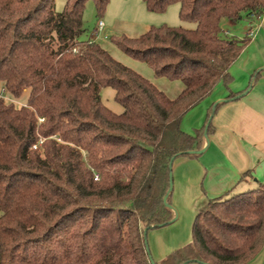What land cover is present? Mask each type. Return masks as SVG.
Returning <instances> with one entry per match:
<instances>
[{
  "label": "trees",
  "instance_id": "obj_1",
  "mask_svg": "<svg viewBox=\"0 0 264 264\" xmlns=\"http://www.w3.org/2000/svg\"><path fill=\"white\" fill-rule=\"evenodd\" d=\"M88 1L68 0L57 13L54 0H0V264H151L148 234L174 223L163 202L169 162L201 156L190 152L205 146L214 104L192 134L182 119L219 83L228 89L229 69L250 42L223 37L220 22L264 14V0H142L154 14L178 5L180 21L195 25L110 37L155 77L182 83L172 100L83 38ZM92 1L100 21L110 0ZM105 88L121 114L102 103ZM242 95L229 94L213 118ZM263 246L257 182L209 200L191 242L154 264H248Z\"/></svg>",
  "mask_w": 264,
  "mask_h": 264
},
{
  "label": "crops",
  "instance_id": "obj_2",
  "mask_svg": "<svg viewBox=\"0 0 264 264\" xmlns=\"http://www.w3.org/2000/svg\"><path fill=\"white\" fill-rule=\"evenodd\" d=\"M172 12H179V6ZM156 16L158 14L146 10L142 0H110L106 10V19L102 20L104 25L102 37L98 36L95 42L113 59L115 58L114 60L134 70L136 69L134 67H137L136 63L120 56L104 41L106 34L137 38L146 33L152 25L160 23L157 22L159 17ZM239 22L221 20L222 36L229 39L235 38L233 31ZM243 29L241 36L246 37V27ZM255 29L249 44L229 69L231 77L229 88L219 83L206 100L194 107V109L200 108L197 109V119L201 128L211 105L226 100L229 94L246 91L240 96L241 98L238 97L239 99L232 100L218 109L212 120L213 132L208 137L209 145L199 158H178L173 162L174 196L171 199V206L179 214L175 222L187 207H191V212L197 214L211 199L225 196L228 193L244 192L257 185V181L253 180L252 169L257 162L264 160V14L255 22ZM134 71L140 73V70L139 72ZM255 74L258 76L254 77ZM148 81L151 82V80ZM156 85L172 100L183 90L181 82L168 85L166 88L168 94L163 83L161 86ZM114 98L115 91L111 88L101 91L104 106L115 114H121L123 109ZM189 112L182 119L180 127L183 132L192 134L194 131L182 128V123ZM246 173H249L248 176L242 179ZM175 222L165 231H161L164 237H161L159 232H150L147 236V242H151L153 247L156 262L162 261L171 252L191 242L189 231L192 227V220L183 226L185 228L184 240L179 244L171 245L172 242L179 241L178 238L183 235L180 230L176 232V229H173L177 225V228L182 226L180 222L174 225ZM151 236L152 240H150ZM148 248L150 251L149 245ZM248 264H264V246L254 260Z\"/></svg>",
  "mask_w": 264,
  "mask_h": 264
},
{
  "label": "rangeland",
  "instance_id": "obj_3",
  "mask_svg": "<svg viewBox=\"0 0 264 264\" xmlns=\"http://www.w3.org/2000/svg\"><path fill=\"white\" fill-rule=\"evenodd\" d=\"M68 0H54V10L55 12L57 13H60L64 10L65 8V5L67 3ZM178 5H175V6H170L165 13L163 14H158V16L156 17H159L158 21L157 22H160V23H156V25H152V26H162V25H166V26H170V27H184V28H187V29H192L194 28V24H191V23H184V22H181L179 17H178V12L174 13L172 12L174 9H176ZM176 11V10H175ZM106 15V12L104 14V16L101 18V21L104 19H106L105 17ZM105 17V18H104ZM150 17V16H149ZM164 19V20H162ZM83 21H84V28H85V33L83 35V38L84 39H89L92 37V39L95 41V39L100 36L102 37V32L104 30V28L100 31H97L96 34H94V31L96 30V27H97V23H98V19L96 17V13H95V7H94V3L92 0L88 1L85 5V9H84V15H83ZM102 21V22H103ZM250 21V20H249ZM254 20H252L253 22ZM162 22V23H161ZM248 20H245V19H242V21H240L236 28H234V31H233V36H235L236 39H239V40H242L244 39L245 37L244 36H241V32H244V29L243 27H247V25L249 23H247ZM255 22V21H254ZM246 23V24H245ZM256 29L254 28V33H255ZM245 33H246V30H245ZM107 37L106 39L104 40L110 47H112L116 53H118L120 56L124 57L125 59H128L130 61H132L133 63H136L135 65L137 67H134L136 69L134 70H140V73H137L136 71H134L132 68H130L131 70H133L134 72H136L137 74H139L140 76H142L144 79L146 80H151L150 83H153L154 86L160 90L161 92H164L162 89H160L159 87H157L156 84H159V86H161V84L163 83L165 88H168L167 86L168 85H176L177 83H179L178 81H170L166 78H158V77H155L153 71L143 62L141 61H138V60H135L133 59L132 57L126 55L124 52H122L120 49H118L110 40V37L112 36H118V35H114L112 33H110L109 35L106 34ZM122 36V35H120ZM126 36V35H124ZM246 36V35H245ZM127 37V36H126ZM241 38V39H240ZM104 39V38H103ZM229 39V38H228ZM252 39V38H251ZM100 46V45H99ZM102 48V47H101ZM103 49V48H102ZM105 50V49H104ZM106 51V50H105ZM109 54V53H108ZM110 55V54H109ZM115 59V58H114ZM119 62V61H118ZM121 63V62H119ZM122 64V63H121ZM125 66V65H124ZM139 72V71H138ZM155 82V83H154ZM166 83V84H165ZM216 88V87H215ZM226 88V87H225ZM228 88H229V85H228ZM167 89H166V93H167ZM168 94V93H167ZM201 107V106H199ZM197 109H200V108H196L193 110H191V112H189L188 116L184 119L183 123H182V128L185 129V130H189V131H195L197 129H199L200 123L199 120L197 119L198 117V113H197ZM197 128V129H196ZM252 175H253V180H256L258 183H261V184H264V160H260L259 162L256 163V166L252 169ZM230 194H234L233 193H230ZM172 196H174V184H173V178H172V195H171V199H172ZM230 196V195H229ZM192 209L191 207H187L185 209V211H183L182 213H180V217L178 219V221L175 222L174 225H176V223H179L182 225L181 228H177V226H175V228L173 229H176V232L177 231H181L180 233L183 234L181 235L178 239L179 241H174L171 243V245H176V244H179L180 242H182L184 240V231H185V228L183 226H185V224H189L190 221L194 220L195 216H196V213H192L191 210ZM174 210V213H176V215L179 216L178 214V211L176 209H173ZM181 210V209H180ZM185 213V214H184ZM170 226V225H169ZM164 227V228H160V229H157V230H154V231H151V232H159L160 236L161 237H164L162 232L161 231H165L166 229H168V227ZM172 227V226H171ZM190 235H191V228H190ZM152 236L150 237V240ZM177 239V240H178ZM148 240V238H147ZM148 245L150 247V252H151V255H152V258L155 261L154 259V254H153V247L151 245V242L149 243L148 242ZM177 250V249H176ZM175 250V251H176Z\"/></svg>",
  "mask_w": 264,
  "mask_h": 264
},
{
  "label": "water",
  "instance_id": "obj_4",
  "mask_svg": "<svg viewBox=\"0 0 264 264\" xmlns=\"http://www.w3.org/2000/svg\"><path fill=\"white\" fill-rule=\"evenodd\" d=\"M245 93H246V92H245ZM245 93H243V95H244ZM222 102H227V100L218 101V102H216V103L214 104L213 109H212V113H211V115H210V117H209V120H208L207 124L205 125V129H204L205 146H204L203 149H201L200 151H197V152H190L191 154L202 155V154L206 151V149H207V147H208V145H209V139H208V135H207V129H208V126H209V124H210V122H211V120H212V118H213L214 108L216 107L217 104L222 103ZM179 155H181V154H178L177 156H179ZM173 162H174V158L171 159V161L169 162V165H168V168H169V170H171V171H172V165H173ZM169 178H170L169 189H168L167 194H166L165 197L163 198V202H164V205H165L166 207H168V208H170V209H173L172 206H171L170 204L167 203V197H168V195L172 192V173H170ZM176 219H177V215H176V213H175V217H174V219L172 220V222H175ZM146 234H147V230H144V237H145V238H146ZM147 244H148V243H147ZM147 252L149 253V248H148V247H147ZM150 262H151V264H154V261H153L152 257H150Z\"/></svg>",
  "mask_w": 264,
  "mask_h": 264
},
{
  "label": "built area",
  "instance_id": "obj_5",
  "mask_svg": "<svg viewBox=\"0 0 264 264\" xmlns=\"http://www.w3.org/2000/svg\"><path fill=\"white\" fill-rule=\"evenodd\" d=\"M250 20V21H249ZM248 20V22L247 23H249L248 25H247V27H246V37L247 38H249V39H251L253 36H254V28H255V22L258 20V18H256L255 16H253V15H251V17H250V19ZM252 20H254L253 22H252ZM103 22L100 20V21H98V23H97V27H96V30L97 31H100V30H102L103 29ZM35 148V147H34ZM98 179V176L97 175H95V180H97Z\"/></svg>",
  "mask_w": 264,
  "mask_h": 264
}]
</instances>
